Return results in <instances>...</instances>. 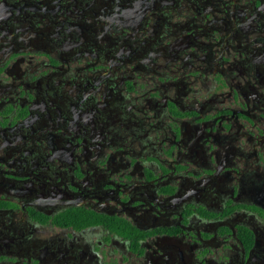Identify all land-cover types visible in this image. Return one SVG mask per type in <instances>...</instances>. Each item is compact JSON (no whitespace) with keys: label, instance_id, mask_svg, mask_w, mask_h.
Instances as JSON below:
<instances>
[{"label":"flooded vegetation","instance_id":"af4514ba","mask_svg":"<svg viewBox=\"0 0 264 264\" xmlns=\"http://www.w3.org/2000/svg\"><path fill=\"white\" fill-rule=\"evenodd\" d=\"M0 264H264V0H0Z\"/></svg>","mask_w":264,"mask_h":264}]
</instances>
